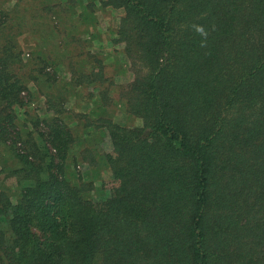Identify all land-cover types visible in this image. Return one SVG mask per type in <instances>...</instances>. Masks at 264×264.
Wrapping results in <instances>:
<instances>
[{"label": "trees", "instance_id": "trees-1", "mask_svg": "<svg viewBox=\"0 0 264 264\" xmlns=\"http://www.w3.org/2000/svg\"><path fill=\"white\" fill-rule=\"evenodd\" d=\"M98 2L122 11L124 123L99 58L68 50L61 75L19 40L93 34ZM98 2L0 0V264H264V0ZM29 82L47 111L31 128Z\"/></svg>", "mask_w": 264, "mask_h": 264}, {"label": "rangeland", "instance_id": "rangeland-1", "mask_svg": "<svg viewBox=\"0 0 264 264\" xmlns=\"http://www.w3.org/2000/svg\"><path fill=\"white\" fill-rule=\"evenodd\" d=\"M56 1V0H54ZM99 0H97L98 2ZM97 3V8L94 12L96 15L97 23L95 28L93 29V34H87L82 32V29L77 27L75 30V37L78 39H73L69 36L65 38H60L57 41V38H48L46 42H43L37 38L39 36L35 32H28L27 34H23L19 36V40L22 44L23 50L25 51V56L27 57L30 52L36 51L40 47L45 48L46 52L52 51V55H58L60 57L61 63H59V73L61 75H66V68L68 66L67 62L70 59L73 52V56L71 59L76 61V56L79 55L87 56L86 54L95 55L100 59V64L102 63L104 75L108 80L114 81L111 85L110 94L113 97V101L107 107L108 112L111 113L113 118L119 122H126V114L124 112V104L122 98L119 96V88L125 82H127L132 77V71L130 70V63L128 57L124 53V43L114 41L115 38V28L120 23V17L122 14L121 9H113L111 6H103ZM81 20V19H80ZM61 42V43H60ZM82 47V50L80 49ZM67 51V52H66ZM82 51V54H79ZM89 51L90 53H87ZM57 52V53H56ZM85 53V55H84ZM35 57L36 53L34 52ZM89 58V57H86ZM39 61V56L33 58V61ZM94 64H99L98 62H93ZM28 87L31 91L30 94H27L26 91H23L22 94L25 95L24 99H27V103L21 107L15 106L19 116V122L26 124L29 128L33 125V112L36 115H44L47 114L46 104L44 103V96L40 93L39 90L35 89V86L32 82L28 83ZM86 91V90H85ZM74 99H70L67 101V106L70 108H74L76 111H80L83 113H88L89 107L91 104L88 100H83L81 105H75ZM27 119L25 122L24 120ZM128 122V120H127ZM138 122V120H135ZM24 132V131H23ZM89 141H86L87 145L97 146L100 150L101 147L103 149H108L109 145L106 141L101 143V146L98 145L97 136L98 133L93 136ZM99 137V136H98ZM19 143V142H18ZM18 145H21L20 143ZM96 150V149H95ZM7 158V163L10 162L9 154L4 155ZM89 163L87 161L79 160L77 162H72L70 169L74 172H81L86 177L90 175V170L88 169ZM97 168L95 172L91 174V179L93 178L95 187L99 186V181L101 178H107L110 175L109 169L105 167L104 164L98 163L93 166ZM92 168V167H90ZM88 169V172H87ZM97 176V178L95 177ZM93 195L99 196L96 192H93Z\"/></svg>", "mask_w": 264, "mask_h": 264}, {"label": "clouds", "instance_id": "clouds-1", "mask_svg": "<svg viewBox=\"0 0 264 264\" xmlns=\"http://www.w3.org/2000/svg\"><path fill=\"white\" fill-rule=\"evenodd\" d=\"M195 30L200 33L202 36H207V33L202 25H194Z\"/></svg>", "mask_w": 264, "mask_h": 264}]
</instances>
